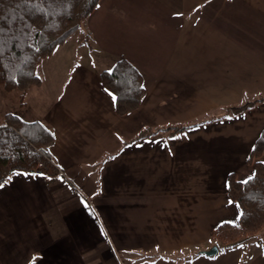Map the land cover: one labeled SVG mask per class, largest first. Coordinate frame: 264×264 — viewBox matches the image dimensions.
I'll list each match as a JSON object with an SVG mask.
<instances>
[{
	"label": "crops",
	"instance_id": "1",
	"mask_svg": "<svg viewBox=\"0 0 264 264\" xmlns=\"http://www.w3.org/2000/svg\"><path fill=\"white\" fill-rule=\"evenodd\" d=\"M85 25L39 64L41 85L0 87V108L12 96L52 128L58 169L0 188V264H264V229L210 238L239 224L228 176L254 174L264 130V0H103ZM121 58L146 89L124 115L100 77ZM169 124L190 126L136 138Z\"/></svg>",
	"mask_w": 264,
	"mask_h": 264
},
{
	"label": "trees",
	"instance_id": "2",
	"mask_svg": "<svg viewBox=\"0 0 264 264\" xmlns=\"http://www.w3.org/2000/svg\"><path fill=\"white\" fill-rule=\"evenodd\" d=\"M101 1L0 0V85L8 91H20L21 95L30 86L41 85L39 64L82 28ZM100 77L104 87L115 95L120 115L140 106L146 89L141 72L129 60L119 59ZM254 103L232 105L230 111L238 113ZM189 126L147 127L136 138L162 131L181 132ZM54 141V131L43 122L27 121L15 113L0 116V183L17 170L57 174L50 153ZM248 161L254 164V174L245 180L247 183L233 172L228 176V194L241 207L239 224L222 223L210 232V238L224 248L264 229V130Z\"/></svg>",
	"mask_w": 264,
	"mask_h": 264
},
{
	"label": "rangeland",
	"instance_id": "3",
	"mask_svg": "<svg viewBox=\"0 0 264 264\" xmlns=\"http://www.w3.org/2000/svg\"><path fill=\"white\" fill-rule=\"evenodd\" d=\"M103 1V0H102ZM103 5V4H101ZM97 9V8H96ZM91 16V15H90ZM89 16V17H90ZM89 17L86 19L85 23H87V20L89 19ZM85 23L83 24L82 28L77 32V33H80L83 28H84V25ZM86 26V25H85ZM52 55V54H51ZM49 57V56H48ZM0 87H3V85H0ZM4 88V87H3ZM5 89V88H4ZM8 91V90H7ZM13 91H17V90H13ZM20 93V91H18ZM19 102H17V99L15 101L12 100V96H9L8 97L6 96V101H5V108H7L8 110H11V113H17L20 112L21 110H19V106H20V100H18ZM4 100L0 99V106H3V103ZM5 108H0V115L2 116L4 113H6L5 111ZM264 244V242H263Z\"/></svg>",
	"mask_w": 264,
	"mask_h": 264
},
{
	"label": "snow or ice",
	"instance_id": "4",
	"mask_svg": "<svg viewBox=\"0 0 264 264\" xmlns=\"http://www.w3.org/2000/svg\"><path fill=\"white\" fill-rule=\"evenodd\" d=\"M96 7H99V5L97 4L96 5ZM112 100H113V103H115V101H116V97L115 96H112ZM11 176H9L8 178H7V180H5L4 182H2V183H0V188H3L4 186H5V184L8 182V181H10L11 180ZM251 179V177H249V180ZM244 183H247V181H244ZM229 203H232L231 201H229ZM241 247H242V245H241Z\"/></svg>",
	"mask_w": 264,
	"mask_h": 264
},
{
	"label": "water",
	"instance_id": "5",
	"mask_svg": "<svg viewBox=\"0 0 264 264\" xmlns=\"http://www.w3.org/2000/svg\"><path fill=\"white\" fill-rule=\"evenodd\" d=\"M218 251H219V247L217 245H214L209 250L204 251V253L207 255H215L218 253Z\"/></svg>",
	"mask_w": 264,
	"mask_h": 264
}]
</instances>
